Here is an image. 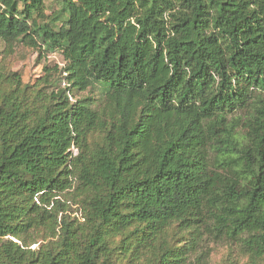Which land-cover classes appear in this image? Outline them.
Instances as JSON below:
<instances>
[{"label": "trees", "instance_id": "1", "mask_svg": "<svg viewBox=\"0 0 264 264\" xmlns=\"http://www.w3.org/2000/svg\"><path fill=\"white\" fill-rule=\"evenodd\" d=\"M58 2L0 0L67 82L0 70V264H191L205 235L264 264V0Z\"/></svg>", "mask_w": 264, "mask_h": 264}, {"label": "rangeland", "instance_id": "2", "mask_svg": "<svg viewBox=\"0 0 264 264\" xmlns=\"http://www.w3.org/2000/svg\"><path fill=\"white\" fill-rule=\"evenodd\" d=\"M44 1V21L58 28L62 24V19L57 15L60 4L58 0ZM64 68L66 61L60 52H48L40 41L37 46L28 45L23 41L6 42L0 39V70L4 73L17 72L24 83L35 84L38 79L48 75V79L62 81V86L66 85V80L60 78L59 70L55 66ZM48 67V72H45ZM46 77V76H45ZM76 98L92 95L99 103L102 100V94L99 87L88 88L86 91L75 90ZM264 96V93L260 95ZM255 99H258L256 97ZM254 113L253 106L239 109L235 114L229 117V124L235 127V134L242 138L247 131L246 121ZM235 119V120H234ZM234 120V122H233ZM175 227L168 230V235L172 241H180L181 234L173 233ZM40 243V242H39ZM39 243L33 244L35 248ZM188 262L191 264H252L244 253L239 243L232 242L225 238H216L214 235H205L200 247L189 254Z\"/></svg>", "mask_w": 264, "mask_h": 264}, {"label": "built area", "instance_id": "3", "mask_svg": "<svg viewBox=\"0 0 264 264\" xmlns=\"http://www.w3.org/2000/svg\"><path fill=\"white\" fill-rule=\"evenodd\" d=\"M73 151H74L75 154L77 153V150L75 148H73Z\"/></svg>", "mask_w": 264, "mask_h": 264}]
</instances>
